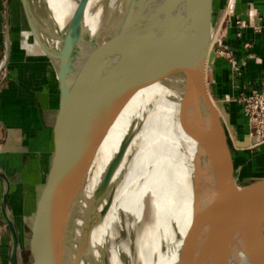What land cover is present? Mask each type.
Wrapping results in <instances>:
<instances>
[{"label": "water", "instance_id": "obj_1", "mask_svg": "<svg viewBox=\"0 0 264 264\" xmlns=\"http://www.w3.org/2000/svg\"><path fill=\"white\" fill-rule=\"evenodd\" d=\"M236 1L232 0L222 22L211 66L226 40ZM22 2L48 65L59 62L56 73L50 70L58 82V109L49 150L28 174L16 214L9 210L11 182L0 170L5 186L1 211L7 225L4 264H19L21 231L16 217L30 226L32 264H43L51 246L58 245L57 222L96 146L133 95L163 81L181 85L180 125L200 148L197 174L192 179L210 264H229L238 248L247 254L250 264H264V179L249 185L237 180L225 124L209 98L205 81L212 33L218 30L224 9L215 11V0H125L119 23L106 39L99 41L81 25L64 34L63 42L68 43L56 51L39 33V19L48 16L46 5L35 11L31 0ZM84 45L88 52L83 55L80 48ZM63 49L65 57L61 56ZM78 60L76 79H68ZM212 73L207 75L210 83ZM217 104L224 109L222 102ZM223 113L230 124L227 112ZM250 137L235 138L236 146L249 148ZM182 254L183 260L187 259L188 250ZM55 258L53 264H61L58 254Z\"/></svg>", "mask_w": 264, "mask_h": 264}, {"label": "bare ground", "instance_id": "obj_2", "mask_svg": "<svg viewBox=\"0 0 264 264\" xmlns=\"http://www.w3.org/2000/svg\"><path fill=\"white\" fill-rule=\"evenodd\" d=\"M31 2L35 11L41 4L46 5L48 16L39 19L40 37L51 49L60 51L64 43L49 2ZM124 2L85 0L78 27L82 25L99 41L106 39L119 23ZM232 3L230 0L228 7L224 8L223 21ZM222 19L218 30L212 33L205 66L209 98L207 74L216 56L214 44ZM26 20L28 22L27 17ZM28 26L31 31L29 22ZM10 49L8 30L2 69L6 68L9 61ZM80 49L83 55L88 52L87 45ZM65 52L66 49H63L62 57L66 56ZM79 60L68 74V79H76ZM52 65L56 72L59 62L54 61ZM182 98L183 90L179 83L163 81L141 89L128 100L96 146L65 202V209L62 210L65 215L62 212L55 228V242L58 245L54 248L51 246L43 264H53L55 254H58L57 260L61 264H123L117 241L125 229L126 216H139L142 212L143 217V197L146 192L152 196L151 206L147 216L142 219L136 242L142 264H153L152 254L159 247L163 236L171 240L179 236L175 246L180 247V250L177 255H173L174 259L172 256H161L159 261L162 264H210L196 212L197 190L192 179L197 174L200 148L180 125ZM214 105L217 114L224 117L219 105L216 102ZM257 138H250L249 145H258L260 140ZM96 165L99 170L88 199V179ZM102 228L103 242L98 245L95 236L98 238ZM187 250L188 257L183 260L182 252ZM105 256H108V263L104 261ZM229 264L250 262L247 254L238 248L232 253Z\"/></svg>", "mask_w": 264, "mask_h": 264}, {"label": "crops", "instance_id": "obj_3", "mask_svg": "<svg viewBox=\"0 0 264 264\" xmlns=\"http://www.w3.org/2000/svg\"><path fill=\"white\" fill-rule=\"evenodd\" d=\"M47 1L63 40L66 32L77 29L85 0ZM229 2L215 0V11L226 9ZM231 21L225 40L230 64L224 60L216 63L210 86L215 99L224 103L238 138L243 128L239 124L244 118L238 99L264 90V0H237ZM238 21L240 26L236 24ZM21 25L30 38L32 33L25 26V19ZM34 48L35 44L22 42L21 35L13 32L9 72L0 79V170L11 182L9 201L15 204L22 188L15 191V184L22 183L36 161L49 150L58 109V82L50 70L56 72L52 63L48 65L41 49L37 47L39 55H35L31 51ZM3 70L0 65V72ZM234 144L236 146L235 140ZM249 150H243L240 158H247L251 154ZM262 155L264 157V152ZM95 168L99 170L98 165ZM246 169V165L241 166L240 172ZM252 177L253 174L248 178ZM254 181L258 180L245 185ZM4 190L0 178V264L5 263L6 222L1 211Z\"/></svg>", "mask_w": 264, "mask_h": 264}, {"label": "rangeland", "instance_id": "obj_4", "mask_svg": "<svg viewBox=\"0 0 264 264\" xmlns=\"http://www.w3.org/2000/svg\"><path fill=\"white\" fill-rule=\"evenodd\" d=\"M8 13H9L10 19H8ZM24 15L25 14H24V7H23L22 0H0V65L4 61V58L6 55V35L8 33V30H9V35H10L11 47H12V33L17 32L18 35H21L22 42L33 43L36 45V48H34V50H31V51L35 55H39L38 49H37V47L40 49L39 45L35 41L33 35H31L30 38H27V36L25 35V30L21 25V22L25 19V26L27 25V27L29 28L28 22ZM8 21H9V25H8ZM225 47H226V41L224 40L222 43V48H219V50L217 51L216 61L214 65L211 66V70L209 71L213 72V69L216 63L217 62L220 63L222 60L228 61V64H230V57L228 56V52L225 50ZM209 71H208V74H209ZM8 72H9V68H8V63H7L6 68L2 72H0V79L2 80L1 77H6L8 75ZM207 84H208V89L210 92L211 102L214 105L215 102L217 103L219 101H217L215 97L213 96L210 82L208 81V79H207ZM219 117L222 119V121L225 124L227 135L229 137V142H230L232 151L234 153L235 164L238 170L237 180L241 184L245 185L247 184V182L249 183L251 180L264 179V157L262 155V153L264 152L263 151L264 150V133L256 132V127L258 126V123H255L252 120H250V117L246 116L245 111L243 109L244 118L242 120V124H239V126L240 127L242 126L243 128L239 130V136L238 138H236L235 130L230 127V124L234 127L232 120H230L229 118L230 120V124H229L227 123L225 116L221 117V115L219 114ZM251 135L258 137L257 139H259L260 142L256 146H250L249 151L251 154L250 155L248 154L247 158L242 159L240 157L242 156L243 150H246L248 148H239L235 146L234 140L235 138L238 140H242L245 138V136H251ZM244 165H246V168H247L246 171L242 170L240 172V167L241 166L243 167ZM97 174H98V170L95 168V170L92 172L91 176L88 179V184L86 188V196L88 199L90 198V195L92 193L93 183L95 181V177ZM252 174H253V177L248 178ZM23 180L25 181L26 177ZM24 181H22V183L18 185L15 184L14 190L17 191L20 187H22L24 184L23 183ZM151 198L152 196L150 192H146L143 197V202H145V205L143 206V217H142V212L139 216L137 215L126 216L125 229L121 232L119 240L117 241V250H118L120 258L122 259L123 264H142L143 262L142 257L138 254L136 250V242H137V237H138L137 233L140 230V227L142 225L141 224L142 219L144 218V216L146 217L150 211ZM15 207H16V204L13 202V200L9 201V210L11 213L15 212L16 214ZM15 221L19 223V228L21 231V246L19 250V264H32V257H31L30 250H29V237L31 234L30 226L28 224L23 223L20 217H16ZM174 225L175 224H173V227ZM4 230L7 232L6 224H5ZM96 239L98 240V245L102 244L103 228L102 230H100L98 238L95 236V241ZM178 240H179V236H177L175 240H171L163 236L161 238L159 247L156 248V250L152 254L153 255L152 263L162 264L161 261H159L161 256L165 258H170L172 256V259H174L173 255H177V252L180 250V247L175 246ZM104 261L105 263H108L107 262L109 261L108 256H105Z\"/></svg>", "mask_w": 264, "mask_h": 264}, {"label": "built area", "instance_id": "obj_5", "mask_svg": "<svg viewBox=\"0 0 264 264\" xmlns=\"http://www.w3.org/2000/svg\"><path fill=\"white\" fill-rule=\"evenodd\" d=\"M236 24L240 26L241 22L238 21ZM238 103L243 107L246 116H249L253 122L258 123L256 132L264 133V90L252 97L242 96L238 99Z\"/></svg>", "mask_w": 264, "mask_h": 264}]
</instances>
